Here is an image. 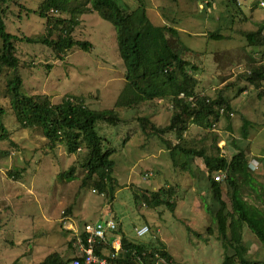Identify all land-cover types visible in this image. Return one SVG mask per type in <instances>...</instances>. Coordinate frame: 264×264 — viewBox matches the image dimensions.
Wrapping results in <instances>:
<instances>
[{
  "label": "rangeland",
  "instance_id": "1",
  "mask_svg": "<svg viewBox=\"0 0 264 264\" xmlns=\"http://www.w3.org/2000/svg\"><path fill=\"white\" fill-rule=\"evenodd\" d=\"M89 1L71 0L70 6L91 7ZM126 1L131 4L130 10L135 8L134 1ZM238 1L253 5L264 18V7L259 5L264 0ZM41 2L7 0L2 5L6 8V31L19 38L41 37L46 30L45 19L37 13ZM145 2L151 23L172 25L192 51L186 58L198 67L199 95L212 97L218 87L235 79L249 65L264 62V51L246 46L240 32L253 30L255 25L242 18L233 0H207L202 5L204 0ZM214 2L217 9L212 8ZM216 17L219 20L214 26L212 18ZM78 19L73 34L91 43L89 51L73 48L56 58L47 45L16 41V55L22 65L18 69L21 90L47 98L51 104L79 98L90 110L115 109L120 116L118 123L96 125L112 152L111 178L100 193L92 185L81 186L85 171L79 165L72 176L65 177L64 172L81 152L69 153L64 140L51 146L39 128L17 123L4 81L0 80V108L4 110L3 129L0 128V264H40L52 252L72 257L73 250L68 245L72 236L65 234L64 223L72 222L81 229L83 224L105 216L116 220L119 234L127 239L151 248L157 243L163 245L174 263L219 264L223 247L213 223L218 204L209 192L203 163L191 162L190 171L174 167L160 140L145 138L136 120L145 115L159 126L167 125L171 114L168 101L159 99L136 110H120L117 101L125 85L126 69L118 54L116 28L98 11L81 13ZM134 19L139 20L136 15ZM214 31L225 38H209L208 34ZM205 32L208 34L203 35ZM228 96L233 108L230 119L223 117L208 136L189 124L185 139L209 152L216 151L217 141L228 158L244 150L251 167L262 169L257 177L264 183V85L256 89L239 82ZM245 124L247 137L242 136ZM172 186L177 189L173 210L164 205L150 206L142 198L148 191ZM144 225L149 231L137 236L135 229ZM208 227L213 230L210 236L206 234ZM243 239L249 247L247 257L263 260L264 246L247 228L243 229Z\"/></svg>",
  "mask_w": 264,
  "mask_h": 264
},
{
  "label": "trees",
  "instance_id": "2",
  "mask_svg": "<svg viewBox=\"0 0 264 264\" xmlns=\"http://www.w3.org/2000/svg\"><path fill=\"white\" fill-rule=\"evenodd\" d=\"M6 1L0 0V80L4 81L9 106L17 123L39 128L51 146L58 140H64L69 153L81 152L64 176H72L79 165L85 171L81 186L92 185L94 190L103 193L106 181L111 178L114 162L112 152L106 147L108 143L98 134L96 125L98 122L118 123L119 113L115 109L90 110L79 98H65L58 104H51L47 98L22 92V79L18 73L22 65L16 55L15 43L24 40L47 45L56 58H62L73 48L89 51L91 43L77 39L73 32L79 24V14L98 11L116 28L118 54L126 69L125 85L119 94L117 107L136 110L155 100L168 101L171 114L167 125L159 126L149 116L136 117L142 134L145 138L160 140L174 167L190 171L191 162L196 160L204 165L209 192L218 204L213 223L223 247V259L219 264H264V259L247 257L249 247L243 239V229L247 228L264 246V183L257 177L262 169L251 167L244 150H238L228 158L223 148L218 147L216 139L215 152H209L205 147H194L190 144L192 141L185 139L189 124L207 132L205 136H208L223 117L230 119L233 108L228 93L236 89L239 82L261 89L264 85V62L249 65L235 79L218 87L212 97L199 95L196 92L198 67L186 58L192 51L172 25L151 23L146 15L145 0H131L135 3L131 10V4L126 0H90L91 7L75 8L70 6L71 0H42L37 13L45 19L46 30L37 38H19L6 31L3 20L6 8H2ZM233 1L237 5L236 0ZM55 13L66 14L67 17ZM134 15L139 20L135 21ZM240 34L246 46L264 51V24ZM208 37L214 40L225 38L218 31L209 33ZM3 114L4 110L0 108L1 129ZM242 136L247 137L246 124L242 127ZM261 162L264 164V159ZM219 173L224 175L222 181L215 180ZM176 193L174 186L162 187L148 191L142 198L150 206L164 205L173 210ZM207 210L212 213L211 208ZM64 232L73 235L70 230L64 229ZM212 233V228L208 227L206 234L210 236ZM121 241L123 252L118 264H178L159 243L151 248L124 235ZM68 245L71 246V239ZM95 251L100 257L110 253L106 245L97 247ZM70 259L52 252L40 264H67Z\"/></svg>",
  "mask_w": 264,
  "mask_h": 264
},
{
  "label": "built area",
  "instance_id": "3",
  "mask_svg": "<svg viewBox=\"0 0 264 264\" xmlns=\"http://www.w3.org/2000/svg\"><path fill=\"white\" fill-rule=\"evenodd\" d=\"M206 3L207 0H204L201 5ZM261 5L264 6V1L261 2ZM180 97H183V94H180ZM149 175L148 173L145 177ZM223 178L224 175L219 173L215 180L222 181ZM63 220L68 219L64 217ZM64 227L73 232L71 238L73 256L67 264H118L117 260L121 257L123 245L118 234V223L113 218L105 217L94 223H85L81 229H77L72 223L66 221ZM148 231L149 228L145 225L135 229L136 235L139 237ZM101 245L109 247V256L100 257L96 254V248Z\"/></svg>",
  "mask_w": 264,
  "mask_h": 264
},
{
  "label": "crops",
  "instance_id": "4",
  "mask_svg": "<svg viewBox=\"0 0 264 264\" xmlns=\"http://www.w3.org/2000/svg\"><path fill=\"white\" fill-rule=\"evenodd\" d=\"M199 1V0H198ZM236 2H237V6H238V8L240 9V11H239V13H240V15H242V18L243 19H245L246 21H249V22H251V23H253L255 26H257V25H259V24H264V18H262L261 16H260V14L259 13H256V11L257 10H255V7L253 6V5H250V4H248V6L247 5H244L243 3H241V2H239L238 0H236ZM262 2V1H261ZM261 2H260V6L261 7H264V6H262L261 5ZM200 4H201V2H200ZM212 8H216L217 9V4L214 2L213 4H212ZM218 20H219V18L218 17H216L215 19H213L212 18V22H213V24H214V26H215V23H217L218 22ZM246 31V30H245ZM243 32V31H242ZM241 33V32H240ZM208 33L207 32H205L203 35H207ZM106 218H107V216H105ZM104 217V218H105ZM68 220H69V218L68 217H66ZM116 221V220H115ZM70 223H72V222H70ZM73 224V223H72ZM76 227V226H75ZM77 228V227H76ZM78 229V228H77ZM120 235V234H119ZM122 235H124V234H121L120 235V237L122 236ZM126 238H128L126 235H124ZM70 248H72L71 246H70Z\"/></svg>",
  "mask_w": 264,
  "mask_h": 264
}]
</instances>
